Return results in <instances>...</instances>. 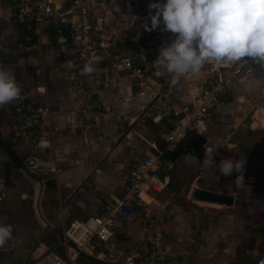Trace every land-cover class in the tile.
I'll return each mask as SVG.
<instances>
[{
    "label": "crops",
    "instance_id": "1",
    "mask_svg": "<svg viewBox=\"0 0 264 264\" xmlns=\"http://www.w3.org/2000/svg\"><path fill=\"white\" fill-rule=\"evenodd\" d=\"M53 1L77 6V19L89 36V48L98 40L116 43L120 53L131 59L143 50L149 67L145 79L139 81L94 50L93 57L102 58L94 65L100 79L98 82L85 79L76 62L81 40L76 39L69 48L64 47L55 36L54 26L38 14L32 26L31 34L35 37L32 45L22 44L18 40L17 23L12 18L16 0H0V60H7L15 67L35 101L48 109L42 122L41 147L34 149L33 146L10 144L11 129L19 123V117L12 103L0 107V113L4 114V119H0L2 139L12 146L21 163L28 156L42 162L37 170L21 171L14 168L7 157L8 183H5L4 169L0 175L9 190L0 202V214L5 216L0 215V225H11L16 241L9 264H48L45 255L56 244L57 237L62 238L72 220H87L96 214L101 198L114 200L122 195L126 163L130 158L146 153L156 155L164 147L165 122L154 124L145 119L124 129L113 122L87 132L81 115L93 100L99 101L116 120L132 118L141 108V102L136 98L138 93L149 91L167 80L170 96L189 104L200 95L201 84L206 78L201 72L189 73L173 85L166 69L155 62L159 48L174 38L172 33L161 32L160 28L148 30L151 15L155 14L149 4L161 0ZM209 64L213 73L223 68L220 62L209 61ZM28 66L34 71L35 83L28 73ZM102 74L104 78H113L114 91H104ZM84 83L88 86L84 87ZM221 102L232 104L233 119L220 121L213 114L209 116L201 134L205 144L200 158L189 152L198 135L190 139L188 147L181 143L164 155L172 164L171 171L183 156L193 157L187 163L189 175L182 180L191 181V190L177 195L171 192L174 189L169 184L164 191L154 195V202L148 206L151 213L166 216L161 228L169 241V253L180 260L179 264H246L244 254L252 252L245 251L236 263L233 247L238 238L249 237L253 232L245 225L247 216L261 213L264 208V179H256L259 174L264 177V133L255 135L264 129V67L247 68L239 79L229 84ZM216 146H219L217 162L222 158L246 161L245 166L250 169L243 172L244 186L236 181L239 173L224 177L217 170L202 165L205 149ZM202 174H205L204 178ZM230 182L238 187L233 189ZM195 187L220 192L249 205L233 208L200 202L191 198ZM253 193L257 194L261 204L253 198ZM179 198L185 204H181ZM21 202L25 203V210L31 217L22 221L17 216L10 222L13 216L5 215L3 206L14 204L19 208ZM205 207L213 210L210 217L205 214ZM198 209L203 212L198 213ZM129 230L134 242L139 243L142 236L138 223L130 224ZM80 258L90 260L85 256ZM254 260L255 264H264V257Z\"/></svg>",
    "mask_w": 264,
    "mask_h": 264
},
{
    "label": "built area",
    "instance_id": "2",
    "mask_svg": "<svg viewBox=\"0 0 264 264\" xmlns=\"http://www.w3.org/2000/svg\"><path fill=\"white\" fill-rule=\"evenodd\" d=\"M100 2L102 0H91ZM40 14L54 26L57 39L64 47L69 48L76 39L81 40L82 47L76 53V62L83 69L85 63L93 57L97 50L109 62L121 66L132 77L139 81L145 79L149 62L140 50L135 59L127 58L120 53L116 43L93 41L89 48V36L85 34L84 25L77 19V6L53 0H16L12 18L17 24L31 30L33 23ZM247 59V58H245ZM223 68L213 73L207 62L201 69L206 78L201 84L200 95L189 104L173 99L168 92V82L163 81L149 91L138 93L136 98L141 108L134 117L117 119L105 110L101 103L93 100L81 115V122L87 132L116 122L118 128L132 127L137 121L145 119L154 124L165 122L163 133L164 147L156 155L146 153L130 158L126 163L125 188L122 195L114 200L101 198L95 215L87 220H72L65 228L62 238L65 243L66 259L49 251L45 255L48 264H78L84 254L102 264H179L169 253V241L161 226L166 216H157L148 211L154 202V195L164 191L170 184L167 172L172 164L165 160L164 155L178 147L187 134L201 135L211 114L220 121L233 119L234 110L230 103H222L221 97L228 90L229 84L239 79L249 67L261 69L253 62L235 65L222 63ZM21 87L22 99L14 100V112L19 123L12 127L10 144H22L41 147L40 135L43 132V118L48 109L39 105L35 97L15 68L8 69ZM85 79L99 81L100 75L93 72L84 75ZM87 82V81H86ZM104 91H114V80L104 78ZM88 86L87 83L83 85ZM46 128V124H44ZM244 126V125H242ZM42 166V162L34 156H28L21 164V171H34ZM9 193L0 177V202ZM146 198L150 200L147 201ZM138 223L142 236L139 243L129 230V225ZM15 238L0 247V264H9L15 249ZM26 264V262H24Z\"/></svg>",
    "mask_w": 264,
    "mask_h": 264
},
{
    "label": "clouds",
    "instance_id": "3",
    "mask_svg": "<svg viewBox=\"0 0 264 264\" xmlns=\"http://www.w3.org/2000/svg\"><path fill=\"white\" fill-rule=\"evenodd\" d=\"M149 9L155 14L148 30L160 28L174 36L159 48L155 61L166 69L173 85L189 73H199L209 61L233 65L250 61L264 67V0H161L150 3ZM101 59H89L81 75L95 72ZM21 92L15 75L0 65V107L22 99ZM218 150L219 146L206 148L202 165L224 177L239 173L236 181L243 183L246 161L217 162ZM192 159L188 155L185 162ZM12 232L11 225H0V247L12 239Z\"/></svg>",
    "mask_w": 264,
    "mask_h": 264
},
{
    "label": "rangeland",
    "instance_id": "4",
    "mask_svg": "<svg viewBox=\"0 0 264 264\" xmlns=\"http://www.w3.org/2000/svg\"><path fill=\"white\" fill-rule=\"evenodd\" d=\"M0 65H3L6 69L13 68L12 65L7 60H5V61L0 60ZM16 68H19V67L16 66ZM27 68H28V73L32 77V82L35 83L34 82L35 80H34L33 69L29 66ZM13 106H14V104H13ZM3 115H4L3 113H0V119H4ZM224 124H227V123H224ZM262 132L264 133V129L257 131L255 135L259 136V135H261ZM191 138H194V134H191V133L187 134L185 136V139L182 141V145H184L185 147H188V143H189ZM262 153H263V151H262ZM187 154H189V153H187ZM7 157H8L7 154L2 149H0V175L3 171V169L5 170V169H7V166H9L6 163ZM185 157H186V155L180 159V162L177 163V165L175 166V169L173 171L167 172V175L170 178V188L174 189V190H171V192H173L174 194H177V195H178V193H181V192L187 193L188 191L191 190V186H190L191 181H189V180L184 181V182L182 181L183 179L184 180L186 179L187 175H189V171L187 170V166H189V164H187V163H189V162H185ZM195 157H196V155H195ZM1 163H3V164H1ZM233 176H235V175H233ZM259 178L264 179V177H262L261 174H259L256 177V179H259ZM178 183H180V185H178ZM230 183H231L232 187L234 186L233 189L238 187V186L235 187V184L233 182H230ZM214 184H217V182H214ZM244 184H245L244 182L240 183L241 186H244ZM253 195H254L253 198L254 199L257 198L256 201L261 204L257 194L253 193ZM181 198H183V197H181ZM178 200L181 204H185V203H183L182 199L179 198ZM24 205H25V203L21 202L19 204V208H17L16 205H14V204H7V205L3 206L5 215L13 216L12 218L9 219L10 222L15 221L17 216L18 217L20 216L22 221H27V219H29V217H31V215H29L28 212L25 210ZM20 208H21V210H20ZM205 208L207 209V212H205V214H207V216L210 217V214H212L211 212H213V210L208 209V207H205ZM262 210L263 211H261V213L260 212H254L251 215L247 216V218H246L247 222L245 223V225L249 228H252L253 232L251 231L249 237L238 238L236 240L237 244L235 243V245L233 247V250H234L235 255H236V257H234L236 260V263H238L243 258L242 257L243 253L245 251H249V250L252 252L251 254H249V253L244 254L246 257V264H255L256 261L255 260L253 261V258H263L264 257V213H263L264 208ZM4 212H2V213H4ZM201 212H203V209H198V213H201ZM194 215L196 216V214H194ZM244 215H247V214H244ZM1 216L3 218H5V216L3 214ZM20 218H18V219H20ZM21 219H20V221H21ZM194 221L195 220H193V222ZM252 234H253V236H252ZM254 234H256V236H257L256 238L254 237ZM172 257L174 258V260L176 262H178L179 259L177 260L176 256L175 257L172 256ZM180 257L181 256L179 255V258ZM184 257H185V255H184ZM78 263H80V264H99L94 259L87 260L85 258H80ZM258 264H262V262H259Z\"/></svg>",
    "mask_w": 264,
    "mask_h": 264
},
{
    "label": "water",
    "instance_id": "5",
    "mask_svg": "<svg viewBox=\"0 0 264 264\" xmlns=\"http://www.w3.org/2000/svg\"><path fill=\"white\" fill-rule=\"evenodd\" d=\"M104 77H105L104 74H102L101 75L102 82L104 81ZM204 144H205L204 138L201 135H198L191 143L189 147L190 149L189 152L196 154L197 158H200V156L202 155L201 151L204 147ZM245 171L248 172L249 169L246 168ZM201 177L204 178L205 174H202ZM191 198H193L194 200L200 201V202H206L210 204H216V205H221L225 207H233V208L247 207L249 205L248 202H245V201L240 202L237 198H234L232 196L225 195L220 192L202 189L200 187L193 188L191 192ZM50 251L58 255L62 259H66L65 243H64L63 238L58 236L56 244L50 248ZM83 256L89 259H93V257L85 255V254Z\"/></svg>",
    "mask_w": 264,
    "mask_h": 264
},
{
    "label": "trees",
    "instance_id": "6",
    "mask_svg": "<svg viewBox=\"0 0 264 264\" xmlns=\"http://www.w3.org/2000/svg\"><path fill=\"white\" fill-rule=\"evenodd\" d=\"M18 40L20 43L25 44L27 46L32 45V40L35 39L34 35L31 34L32 29L31 30H26V28L23 25H18ZM0 149H2L7 156L9 157L12 166L16 169H19L21 167V161L19 160L18 156L16 155V153L14 152V150L12 149V146L7 144L1 137L0 135ZM4 176H5V183H8V175H9V168L7 167V169L4 170Z\"/></svg>",
    "mask_w": 264,
    "mask_h": 264
},
{
    "label": "flooded vegetation",
    "instance_id": "7",
    "mask_svg": "<svg viewBox=\"0 0 264 264\" xmlns=\"http://www.w3.org/2000/svg\"><path fill=\"white\" fill-rule=\"evenodd\" d=\"M246 168L250 169V168H249V166H248V165H246V166L244 167V171H245V169H246ZM220 186H221V185H220Z\"/></svg>",
    "mask_w": 264,
    "mask_h": 264
}]
</instances>
